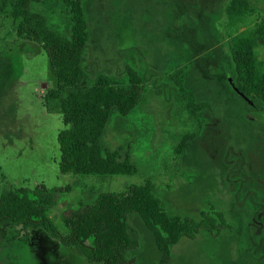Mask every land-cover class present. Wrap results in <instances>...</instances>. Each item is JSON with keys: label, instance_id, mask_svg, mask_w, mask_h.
<instances>
[{"label": "rangeland", "instance_id": "obj_1", "mask_svg": "<svg viewBox=\"0 0 264 264\" xmlns=\"http://www.w3.org/2000/svg\"><path fill=\"white\" fill-rule=\"evenodd\" d=\"M64 1L43 0L35 11L69 39L72 23ZM81 1L89 33L88 86L104 76L129 88L127 67L143 81L141 103L128 117L114 116L102 138L103 148L130 158L137 174L60 172L58 137L64 124L62 113L46 105L57 88L49 57L41 45L19 38L10 18L0 16V196L13 188L61 190L45 219L67 237L63 217L80 204L110 193L117 197L115 210L122 211L126 189L149 182L170 215L200 220L206 212L227 225L219 234L182 239L168 264H256L253 233L264 240V107L248 106L237 93L222 95L217 81L221 70L232 68L226 14L232 0ZM249 1L254 14L240 31L264 19V0ZM179 85L211 110L190 118ZM186 134L193 135L191 147L178 155ZM127 222L135 242L128 259L158 264L152 233L137 215H128ZM0 264L101 263H90L42 228L7 223L0 225Z\"/></svg>", "mask_w": 264, "mask_h": 264}, {"label": "trees", "instance_id": "obj_2", "mask_svg": "<svg viewBox=\"0 0 264 264\" xmlns=\"http://www.w3.org/2000/svg\"><path fill=\"white\" fill-rule=\"evenodd\" d=\"M42 3L43 0H0V16L10 18L17 36L41 45L49 57L50 71L57 81V88L47 95L46 105L50 111L62 113L64 124L58 137L60 172L63 175L96 177L136 175L137 168L130 158L105 150L102 138L114 116L128 117L141 103L143 81L136 71L127 67L129 88L113 84L104 76L99 77L95 85L88 86L84 52L89 33L82 1H64L72 23L69 39L51 29L47 17L35 11V6ZM226 14L227 28L232 34L229 35L232 68L221 70L223 78L217 80L219 89L227 97L236 94L229 82L231 79L253 103H248V106L264 107V19L240 31L254 14L249 0H232L226 7ZM234 28L238 30L235 33ZM218 65L217 60V68ZM179 93L193 120H198L206 109L211 110L209 104L198 101L196 95L180 85ZM192 141V134L183 135L175 153L185 154ZM60 192L45 186L33 191L13 188L4 192L0 196V225H22L25 230L42 228L63 246L80 251L90 263L101 264H135L128 259V253L135 248L132 229L127 222L130 214L137 215L152 233L160 255L158 264L170 262L172 248L182 239L193 240L203 232L219 234L227 227L219 215L211 213H202L200 220L170 215L153 185L146 182L126 189L122 211L115 210L117 197L110 193L99 195L91 204H80L75 212L63 217L68 231L67 237H63L51 221L45 219L57 204ZM228 229L232 228L229 226ZM253 235L259 248L257 250L255 246L252 250L255 262L264 264V248H260L264 240H260L256 232ZM89 241H92L91 245Z\"/></svg>", "mask_w": 264, "mask_h": 264}, {"label": "water", "instance_id": "obj_3", "mask_svg": "<svg viewBox=\"0 0 264 264\" xmlns=\"http://www.w3.org/2000/svg\"><path fill=\"white\" fill-rule=\"evenodd\" d=\"M229 82L231 83L234 91L241 97L243 98L245 101H247L248 103H250L251 105H253V103L242 93L238 90V88L235 86V84L232 82L231 79H229Z\"/></svg>", "mask_w": 264, "mask_h": 264}]
</instances>
